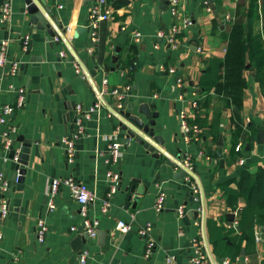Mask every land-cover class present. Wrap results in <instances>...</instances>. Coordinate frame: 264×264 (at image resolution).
I'll return each instance as SVG.
<instances>
[{"label":"crops","instance_id":"1","mask_svg":"<svg viewBox=\"0 0 264 264\" xmlns=\"http://www.w3.org/2000/svg\"><path fill=\"white\" fill-rule=\"evenodd\" d=\"M6 1L12 8L7 18L2 14ZM41 2L52 8L57 26H51L55 34L58 30L66 34L68 45L63 39L53 40L48 29L31 22L25 0H0V53L5 47L7 59L0 64V115L3 105L14 106L10 119L0 123V173L12 185L10 210L6 216L0 213V264H165L167 256L184 264L194 254V239L208 243L221 261L232 259V252L239 247L235 263L264 264V239L249 242L240 238L242 232L237 226L247 203L238 192L240 180L244 173L254 176L264 167V143L258 138V129L264 126V64L252 68L250 63L247 65L242 127L232 122V107H225L219 116L217 137L209 131L220 102L214 88L201 87L209 60L225 57L236 21L247 24L249 37L261 35L264 39V0L258 1L255 15L251 12L252 0H180L176 15L171 12L170 0H107L111 15L101 22L96 40L92 38L89 12L98 0ZM186 18H191L193 24L185 26ZM175 24L178 32L173 46L166 33ZM136 32L141 33L140 41L136 40ZM25 35H30L27 50L22 46ZM70 49L72 55L60 56V50ZM76 57L87 66L90 76L77 74L73 64ZM13 59L20 61L16 73L11 71ZM170 67L175 72L171 73ZM105 78L106 104L85 120V132L77 139L74 159L68 161L62 138L75 129L77 105L85 109L93 106L94 88L102 89ZM178 78L181 86L177 85ZM127 84L130 88L124 100L129 99L132 112L138 113L141 103L159 112L156 131L163 136L164 145L156 156L134 140L127 144V135L119 132L124 153L119 165H113L107 162L108 147L115 139L117 120L108 116L107 105L115 106L112 91L123 90ZM19 87L25 89L21 106L16 105ZM182 110L191 124L201 127L190 141L183 136L179 117ZM12 125L17 127L13 139L23 135L31 140L21 187L15 182L17 162L3 137ZM21 145L17 143L18 148ZM162 147L173 156L163 152ZM219 149L222 157L216 155ZM185 156H190L195 165L203 200L193 193L182 169L175 168L173 159ZM110 169L119 171L121 178L117 191L108 197ZM68 176L95 193L96 198L88 205L89 216L98 218L99 230L107 231L104 238H87L81 249L75 246L74 238L85 231L79 203L69 187L60 186L54 209L48 204L51 179ZM160 189L166 197L164 208L157 211ZM108 198L110 206L103 213ZM182 205L185 213L179 215L177 209ZM39 218L45 219L48 226L42 242L37 238ZM118 220L135 227L152 224L156 245L150 255H146L144 237L134 231L120 234L116 229ZM233 223L236 228L225 236ZM83 249L89 251L85 263L80 261Z\"/></svg>","mask_w":264,"mask_h":264},{"label":"built area","instance_id":"2","mask_svg":"<svg viewBox=\"0 0 264 264\" xmlns=\"http://www.w3.org/2000/svg\"><path fill=\"white\" fill-rule=\"evenodd\" d=\"M180 0H170V9L173 15L177 14L178 11V5ZM11 5L8 1L5 2L3 8H2V14L5 18H7L11 13ZM111 15V7L109 6L107 0H98L97 4H95L89 12V19H90V26L92 31V38L93 40L98 39L97 30L101 24L102 21L107 20L110 18ZM229 18V17H228ZM193 24V20L191 18H186L184 20L185 26H190ZM178 32V26L175 24L173 25L168 31H167V37L173 46H176V33ZM160 35L164 34V31H160ZM136 40L140 41L141 33L136 32L135 34ZM53 40L59 41L63 39L67 45L69 44L67 36L62 31L58 30V34H54L52 37ZM30 44V35H25L22 40V46L23 50H27ZM69 47V46H68ZM69 53L72 55L73 52L70 49L69 52L65 50H60V56L63 58H66L69 55ZM7 61L5 56V47H2L1 53H0V64L3 65ZM11 71L16 73L20 66L19 60H11ZM74 67L78 75L82 76L83 78H86L87 76H90V71L85 66L84 62L81 61L78 57L75 58ZM132 69V67H130ZM124 70V69H123ZM126 72L128 69L125 70ZM169 71L175 72L174 67H170ZM108 80L105 78L103 80V88L99 89L98 87L94 88L95 92V102L94 105L91 106L89 109H85L82 107L81 104L77 105V115L75 118V129L72 133L66 134L62 138V143L64 145V148L66 150V155L68 161H73L75 153H76V143L77 139L84 134L85 132V120L87 118H90L91 114L96 111L97 108L100 106L106 104L104 100V93L107 91L106 85ZM177 85H182V80L178 78ZM130 88V84H127L123 90L120 89H114L112 92L116 96V104L115 106H108V116L114 118L117 120L116 127L114 129V136L115 139H113L108 147V154L109 158L107 162L109 164L113 165H119V162L121 160V157L124 153V143L117 137L119 132H122V125L127 124L129 126L132 125L131 121L126 117L125 110H124V98L126 96V91ZM17 106L23 105L24 99H25V89L23 87L17 88ZM183 95H180L182 97ZM193 106L197 107L198 103L197 101L193 102ZM14 112V106L10 104L3 105L2 107V114L0 115V123H6L8 119H10V116H12ZM180 121L182 128L184 130V139L185 141H190L192 134L199 133L201 130V127L197 123H190L188 121V115L184 110L180 111L179 113ZM264 127V126H263ZM17 132V127L15 125L9 126L4 132V143L7 148H10L11 142L13 141L14 134ZM197 139V138H196ZM163 152H165L169 156L171 155L169 152L165 151L163 147L161 148ZM19 151L15 154L14 159L17 160L19 158ZM175 162V168L176 169H182L185 170L186 174L184 176V179L186 182H189L192 186L193 193L196 195L198 199H204L202 185L200 181L197 179V172L194 163L192 162L190 156L182 157H175L173 159ZM243 159H240V163H243ZM22 175V172L20 168L16 170L15 173V182L19 183L20 177ZM121 174L119 171L116 170H108L107 172V179L109 181V191H108V197H110L112 194H114L118 189V182L120 181ZM66 185L69 187L72 196L78 201L79 203V209L80 214L82 216V225L83 230L88 234V239L94 240L98 236L99 231V220L98 218H92L89 216L88 212V205L90 202L94 201L96 198L95 193H93L85 183L77 180L73 176L68 177H55L51 179L49 183V189H48V204L50 209H54L56 207L55 204V198L58 194V191L60 189L61 185ZM12 189V185L10 184L9 180L5 178L3 173H0V213L2 216H6L10 210V199H9V192ZM166 192L162 189H160V193L157 197V201L155 203V209L157 211H161L164 208V202H165ZM110 202L109 198L105 200L104 206H103V213H106L109 209ZM178 214L183 215L185 213L184 206L178 207ZM202 211H205V207L202 206ZM234 225V223H233ZM230 227L232 225H229ZM116 229L120 232V234H126L130 231L136 232L138 235L144 237L146 239V255H150L152 251L155 248V239L153 238L152 234V224L150 222L146 223L145 225H139L134 226L132 223L126 222L124 220H118ZM48 226L43 218L38 219L37 223V238L40 242L44 241L45 236L47 234ZM2 234L0 233V238ZM204 238V237H203ZM255 239L256 241H261L264 239V228H262L260 225H258L255 229ZM194 254L191 257L190 261L184 264H249V263H235V261H231L228 259L219 260L214 255L210 248V245L208 243H204L203 240L200 239H194ZM88 249H83L80 253V261L82 263H85L87 256H88ZM165 264H181L178 263L172 256H167L165 260Z\"/></svg>","mask_w":264,"mask_h":264},{"label":"trees","instance_id":"3","mask_svg":"<svg viewBox=\"0 0 264 264\" xmlns=\"http://www.w3.org/2000/svg\"><path fill=\"white\" fill-rule=\"evenodd\" d=\"M258 1L252 0L251 12L254 15L258 11ZM249 63L251 68L264 64V39L261 35L249 37L247 24L238 20L231 27L225 57L211 58L201 77V87L203 89L214 88L218 102H220L215 109L216 119L213 128L211 127L209 131V134L214 137L220 134L219 116L225 107H232L231 120L237 128L243 125L241 114L248 86L245 72ZM239 187L238 192L245 196L247 202L240 212L237 224L242 232L240 238L254 242L256 225L264 228V167L254 176L244 173ZM235 228L236 225L232 224L225 236L231 234ZM232 253L235 255L230 260L235 261L240 253L239 247L235 248Z\"/></svg>","mask_w":264,"mask_h":264},{"label":"water","instance_id":"4","mask_svg":"<svg viewBox=\"0 0 264 264\" xmlns=\"http://www.w3.org/2000/svg\"><path fill=\"white\" fill-rule=\"evenodd\" d=\"M213 0H209L212 3ZM26 7L28 12L31 14V22L37 27L42 29H48L51 35L55 34V31L52 24L57 26V18L53 13V10L49 6H44L41 0H25ZM59 29H61L59 27ZM92 74H95V70H92ZM129 104V99L126 98L123 102L125 115L131 121L132 125L127 124L122 125L123 132L127 135L126 143L128 144L130 140L143 145L149 151L155 153L156 156L160 154V146H163V136L157 133V119L159 117V112H155L151 107L146 103L139 104L138 113H134L131 110ZM128 106V111L126 110ZM258 138L260 143H264V128L261 127L258 129ZM22 142L20 148L17 147V143ZM222 144V138L219 141ZM31 140L26 139L23 135L17 136L13 139L10 146V156L14 159L17 149H19V158L15 160L17 162V169L20 168L22 175L20 177L18 187L23 185V174L25 171V166L28 164V154L30 151ZM217 156L222 157V149H219L216 153ZM223 160V159H222ZM181 173L185 176V170H180ZM133 185L132 189L133 190ZM107 234V231L99 230V237L104 238ZM88 238V234L85 232L83 235H77L74 238L75 246L78 249H81Z\"/></svg>","mask_w":264,"mask_h":264}]
</instances>
